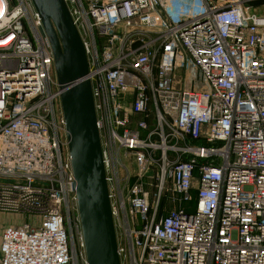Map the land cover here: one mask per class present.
<instances>
[{"label":"built area","instance_id":"2783aa9c","mask_svg":"<svg viewBox=\"0 0 264 264\" xmlns=\"http://www.w3.org/2000/svg\"><path fill=\"white\" fill-rule=\"evenodd\" d=\"M63 1L120 264H264V0ZM59 94L31 0H0V215L31 221L0 264H86Z\"/></svg>","mask_w":264,"mask_h":264},{"label":"water","instance_id":"95a60500","mask_svg":"<svg viewBox=\"0 0 264 264\" xmlns=\"http://www.w3.org/2000/svg\"><path fill=\"white\" fill-rule=\"evenodd\" d=\"M53 59L86 264H120L81 39L63 0H31Z\"/></svg>","mask_w":264,"mask_h":264},{"label":"rangeland","instance_id":"374dc122","mask_svg":"<svg viewBox=\"0 0 264 264\" xmlns=\"http://www.w3.org/2000/svg\"><path fill=\"white\" fill-rule=\"evenodd\" d=\"M258 5H254V9H255V13H258L257 7ZM0 222L1 223H16L17 225H20L24 222H28L30 224V219H24L21 216H12V215H6V214H1L0 215ZM69 223H67L65 225V228L67 230V232L69 233L70 239L72 241V244L74 245V256L76 261L78 260L77 255L79 253V231H80V227L78 228L77 224H75L73 222L72 219H70V221H68Z\"/></svg>","mask_w":264,"mask_h":264},{"label":"crops","instance_id":"0c3cea01","mask_svg":"<svg viewBox=\"0 0 264 264\" xmlns=\"http://www.w3.org/2000/svg\"><path fill=\"white\" fill-rule=\"evenodd\" d=\"M14 224H16V223H6V224H4V223H1V222H0V236H1V232H2V230H3L6 226H10V225H14Z\"/></svg>","mask_w":264,"mask_h":264}]
</instances>
